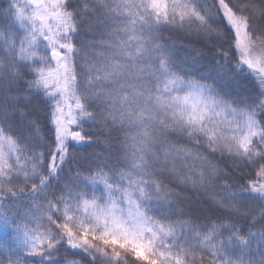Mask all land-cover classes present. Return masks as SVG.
I'll return each instance as SVG.
<instances>
[{"label":"snow or ice","instance_id":"6c2138e0","mask_svg":"<svg viewBox=\"0 0 264 264\" xmlns=\"http://www.w3.org/2000/svg\"><path fill=\"white\" fill-rule=\"evenodd\" d=\"M0 264H264V0H0Z\"/></svg>","mask_w":264,"mask_h":264},{"label":"trees","instance_id":"16d2710c","mask_svg":"<svg viewBox=\"0 0 264 264\" xmlns=\"http://www.w3.org/2000/svg\"><path fill=\"white\" fill-rule=\"evenodd\" d=\"M164 35L168 36L169 33L165 32ZM41 119L43 120V117H41ZM83 131L87 135L93 137V141H96L97 139L99 140L103 139V137L101 136L100 130L97 129L95 126H93L91 122H86L83 124ZM73 151L77 152L82 157H92L93 152L98 153V154L107 155L104 149V145L102 143H96V142H92V143L86 142L84 144H75Z\"/></svg>","mask_w":264,"mask_h":264}]
</instances>
